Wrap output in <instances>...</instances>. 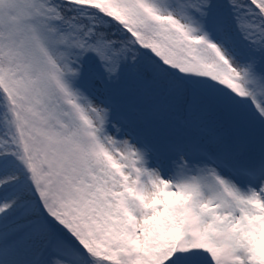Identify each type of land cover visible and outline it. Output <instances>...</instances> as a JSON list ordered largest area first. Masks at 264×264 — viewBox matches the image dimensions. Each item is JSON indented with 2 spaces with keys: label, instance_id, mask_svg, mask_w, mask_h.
I'll use <instances>...</instances> for the list:
<instances>
[{
  "label": "snow or ice",
  "instance_id": "1",
  "mask_svg": "<svg viewBox=\"0 0 264 264\" xmlns=\"http://www.w3.org/2000/svg\"><path fill=\"white\" fill-rule=\"evenodd\" d=\"M0 264H264V0H0Z\"/></svg>",
  "mask_w": 264,
  "mask_h": 264
}]
</instances>
